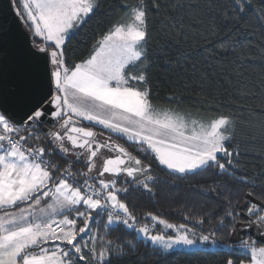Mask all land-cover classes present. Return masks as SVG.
Returning a JSON list of instances; mask_svg holds the SVG:
<instances>
[{
    "label": "snow or ice",
    "instance_id": "1",
    "mask_svg": "<svg viewBox=\"0 0 264 264\" xmlns=\"http://www.w3.org/2000/svg\"><path fill=\"white\" fill-rule=\"evenodd\" d=\"M12 2L10 10L31 35L32 49L22 63L7 12L0 9V264H125L138 243L154 246L162 258L177 247H210L239 253L225 264H245L246 256L248 264H264V204L250 200L241 216L227 185L218 193L227 211H189L184 219H194L192 227L147 213L175 235L140 225L126 203L129 188L150 193L156 184L158 177L144 163L149 157L169 176L188 179L213 170L217 176H234L232 157L239 155L229 151L232 117L220 114L205 121L154 104L148 26L150 14H160L167 5L126 0L124 15L94 38L89 55L69 64L67 45L99 13L101 0H23L22 10L12 8ZM246 4L236 0L235 10L243 13ZM167 103L176 100L169 97ZM49 116L56 120L55 130L43 131ZM94 127L101 137L106 130L107 138H98ZM113 136L135 145L143 159ZM44 138L46 145L40 143ZM253 226L259 244L243 237L223 242ZM120 231L135 234L137 242L107 238Z\"/></svg>",
    "mask_w": 264,
    "mask_h": 264
},
{
    "label": "trees",
    "instance_id": "2",
    "mask_svg": "<svg viewBox=\"0 0 264 264\" xmlns=\"http://www.w3.org/2000/svg\"><path fill=\"white\" fill-rule=\"evenodd\" d=\"M125 2L101 0L99 13L67 45L69 64L79 63L89 55L94 38L124 15L122 5ZM160 2L167 7H162L160 14L151 13L148 26L151 59L147 67L154 104L178 108L205 121L220 114L232 117L235 128L229 151L239 153L232 157L234 176H217L213 170L203 176L178 179L162 171V166L152 157L144 161L151 165L158 180L150 193L129 188L126 203L140 225H154L156 232L167 234L163 232L166 230L163 226L147 218V213L175 225L187 223L192 227L194 219H184L189 211L213 215L227 211V201L218 195L225 185L231 189L232 207L241 216L246 214L244 210L249 205L248 192H253V199L264 204L259 198L264 195V0H248L243 13L235 10L236 0ZM13 4L14 8H19L17 0H13ZM169 97H174L176 103L168 104ZM83 123L87 127L88 123ZM92 130L101 135L99 127ZM40 135L43 137V131ZM102 136L107 138L106 130ZM112 139L143 159L135 145L115 136ZM40 143L46 145L47 138ZM56 163H62L59 157ZM242 178L248 182H241ZM213 185L221 187L212 191ZM77 226H81L79 221ZM107 238L117 242H137L135 234L126 231L113 232ZM237 240L238 233H233L223 242L229 244ZM246 240L252 241L250 236ZM153 248L138 243V250L125 257V264H225L227 259L235 261L239 255H232L227 249L218 251L206 247L203 251L174 250L162 258ZM243 258L248 263V257Z\"/></svg>",
    "mask_w": 264,
    "mask_h": 264
},
{
    "label": "water",
    "instance_id": "3",
    "mask_svg": "<svg viewBox=\"0 0 264 264\" xmlns=\"http://www.w3.org/2000/svg\"><path fill=\"white\" fill-rule=\"evenodd\" d=\"M11 7L14 8L13 2H12ZM0 9H4L7 12V23H8V26L10 27V29L12 30V34H13L14 41L16 44V55H18L21 62L24 63L28 60V53L32 49L31 35L25 30L23 22L15 16L14 11L10 10L9 0H0ZM0 19H2V18H0ZM55 123H56V120L53 117L49 116L47 119V122L44 124L45 127H44L43 131L55 130V129H52V125ZM97 137L100 138L99 134H97ZM77 151H79V150H77ZM152 172H153V169H152ZM249 199L252 202L256 203L257 205L262 204L253 198H249ZM247 233H249V235L256 242L259 243V240L261 239V237H260V234L256 231L255 226H253L250 229H245L244 231H242L240 233L241 235L240 234L238 235V238L243 237L246 239Z\"/></svg>",
    "mask_w": 264,
    "mask_h": 264
},
{
    "label": "rangeland",
    "instance_id": "4",
    "mask_svg": "<svg viewBox=\"0 0 264 264\" xmlns=\"http://www.w3.org/2000/svg\"><path fill=\"white\" fill-rule=\"evenodd\" d=\"M18 5H19V8L22 10L23 0H18ZM99 136L101 137V135H99ZM102 138H106V137L102 136ZM98 166H99V165H98ZM149 226H150V227L153 226V228H155V229L157 230L156 226H154V225H149ZM163 232H166L167 234L175 235V233H172L171 230H169V229H166V230H164ZM160 234H165V233H161V231H160ZM251 239H252V238H251ZM253 240H254V239H252V241L249 240L248 242H249V243H252ZM175 250H195V249H185V248L177 247V248H175Z\"/></svg>",
    "mask_w": 264,
    "mask_h": 264
},
{
    "label": "flooded vegetation",
    "instance_id": "5",
    "mask_svg": "<svg viewBox=\"0 0 264 264\" xmlns=\"http://www.w3.org/2000/svg\"><path fill=\"white\" fill-rule=\"evenodd\" d=\"M242 231H244V230H241L239 233H238V235L242 232ZM241 235V234H240ZM250 235H249V233H247V235H246V239L249 237ZM250 238H252L251 236H250ZM253 239V238H252Z\"/></svg>",
    "mask_w": 264,
    "mask_h": 264
},
{
    "label": "built area",
    "instance_id": "6",
    "mask_svg": "<svg viewBox=\"0 0 264 264\" xmlns=\"http://www.w3.org/2000/svg\"><path fill=\"white\" fill-rule=\"evenodd\" d=\"M23 134H24V132L22 131V132H21V135H23ZM151 227L153 228V226H151Z\"/></svg>",
    "mask_w": 264,
    "mask_h": 264
},
{
    "label": "crops",
    "instance_id": "7",
    "mask_svg": "<svg viewBox=\"0 0 264 264\" xmlns=\"http://www.w3.org/2000/svg\"><path fill=\"white\" fill-rule=\"evenodd\" d=\"M83 122H86V123H88L87 121H83ZM100 138H102V137H100ZM245 264H248V263H245Z\"/></svg>",
    "mask_w": 264,
    "mask_h": 264
}]
</instances>
